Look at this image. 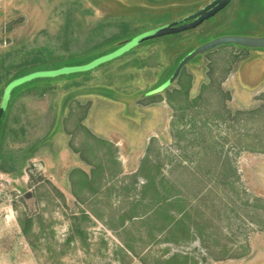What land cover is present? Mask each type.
Listing matches in <instances>:
<instances>
[{
	"label": "rangeland",
	"instance_id": "obj_1",
	"mask_svg": "<svg viewBox=\"0 0 264 264\" xmlns=\"http://www.w3.org/2000/svg\"><path fill=\"white\" fill-rule=\"evenodd\" d=\"M216 1L0 0L8 79L43 57L84 70L78 87L52 78L43 96L15 93L3 149L30 157L19 175L0 172V264H264V49L219 47L166 83L217 34L263 38L264 0L137 43L166 31L145 27L150 16L196 19ZM123 23L144 35L104 45L126 37ZM188 86L200 99L183 117L172 103Z\"/></svg>",
	"mask_w": 264,
	"mask_h": 264
},
{
	"label": "trees",
	"instance_id": "obj_2",
	"mask_svg": "<svg viewBox=\"0 0 264 264\" xmlns=\"http://www.w3.org/2000/svg\"><path fill=\"white\" fill-rule=\"evenodd\" d=\"M161 18H163V19H161ZM148 20H149V22H151V25H147L145 27L154 28V27H159V26H164V25H169V24L175 23L177 19H173L166 12V13H164L162 15L150 16ZM121 27H122L123 34L126 37L123 39L118 34H116V35L106 39L105 41H103L104 45H108L110 43L111 44L113 43V46H116L119 43H122V42H125V41H130V38L132 36L136 35L138 37V36L142 35L143 32H144V31H141V30H132V29L130 31L128 23L121 24ZM175 35H170V36H165V37H173ZM222 36H225V35L217 34V35H215V37L213 39L219 38V37H222ZM155 40H157V39H155ZM150 41H154V40H150ZM97 47H99V44H98ZM240 48H243V47H240ZM95 49L88 50V52L85 51V52H83L81 54H71V55L78 56V55H85V54H89V53L91 54L92 52L97 51ZM243 49H247V48H243ZM192 50H194V49H192ZM192 50L186 52L183 56L180 57L176 67L171 69L172 71L169 74L170 77L175 72V70H176L178 64L180 63V61L185 56H187ZM210 53H208L206 55H209ZM99 56H100V54H99ZM0 63H1V72H2L1 73V78H0V85H3V87L0 89V106L2 105V103L4 101V96L6 94V89L8 90L9 86L11 85L10 89L7 91V99H6V102H5L6 103L5 104L6 105L5 109L6 110L4 111L3 116L0 119V172L5 173V174L19 175L20 172H21V169L23 168V166L25 164V161L30 156L25 157L23 159H17L13 155V153H11V152L10 153L9 152L6 153L4 151V149H3V147L5 146V142L7 140L8 133L10 131V128H9V113L10 112L9 111H10L12 105H13V101H14V98H15V93L17 92V90L23 89V88L26 90V93H28V94L32 93L34 91L37 92L38 90L42 89L43 91L41 92L40 95L43 96L48 91V87H50L49 84L51 83L52 78L54 79V81H52L53 83L54 82H59V81L60 82H64V81H71L72 82L76 78V77H72V76H74V75L79 73L77 71H79L80 67L79 66H75L73 68H78V70L73 71V72L70 71L67 67H69L70 65L72 66V63L66 62L64 56H58V57H56L54 59H52L50 57H47V58L46 57L36 58L33 61H31V62H24L21 65L20 70L12 78L8 79V71H9L10 68L11 69L14 68V66H5V61L3 59L0 61ZM54 69L56 71H54ZM186 69H187V66L184 67V69L182 70V72H181V74H180V76L178 77L177 80L181 81L182 77L185 75ZM52 74H53L54 77L52 76ZM18 79H21V81L18 82L17 81ZM70 85H74V86L78 87V86H80V82H72V84H70ZM70 85L66 84V87H70ZM172 85H170L169 87H171ZM188 85H191V84H189V82H188ZM162 86H163V83H159L158 86L155 89L150 90L147 93H145V96L146 97H153L156 94L161 93L162 91L160 92V89L162 88ZM168 88H166V89H168ZM189 89H190V86H188L187 89L185 88V91L180 90L179 92H176L175 94L177 96L175 95L174 99H173L175 103L174 102L172 103L173 106L177 110L182 112L183 117L190 116V115H187V112H190V110L192 109L193 104H196L198 99H200V98H190ZM177 97H180V100H178ZM16 100H17V97H16ZM176 102L178 103V105L176 104ZM189 119L190 120H188V123H190V125L192 123L193 124L196 123L195 121L192 120V118L189 117ZM153 167H154V170H157V172H160V166L155 165ZM232 171L235 172L234 169H232ZM227 186L228 187L229 186H234V182L227 183ZM171 198H172V196H171ZM23 231H24V233L27 234L28 229L24 228ZM179 258L180 257L178 256V259Z\"/></svg>",
	"mask_w": 264,
	"mask_h": 264
},
{
	"label": "water",
	"instance_id": "obj_3",
	"mask_svg": "<svg viewBox=\"0 0 264 264\" xmlns=\"http://www.w3.org/2000/svg\"><path fill=\"white\" fill-rule=\"evenodd\" d=\"M232 1H234V0H217L216 2H213L212 4H210V6L206 7L204 9V11H201L199 13L200 16L197 17L196 19H190V17H189V18H186V19L181 20L179 22L169 24V25L164 27V29H166V31H164L163 35L155 36V35L148 34V35H145L142 38V40L138 41L137 43L142 44V43L150 41V40H155V39H158L161 37L170 36L172 34L175 35V34H177L176 32H178V34H180L182 32L192 30L190 28H193V30H194V28L196 29L195 22L198 19L203 17L202 14L206 15V14H209L210 12L215 13V12H218L220 9L221 10L223 8L225 9L226 7H228L231 4ZM221 2H222V5L220 8H218L219 3H221ZM188 26H189V28L187 30L180 31L184 27H188ZM142 35H144V34H142ZM142 35H140V36H142ZM133 41H135V39L130 40V41H126L125 43H132ZM225 45H236V46L247 48V49H264V37L263 38H254V37H246V36H222L219 38H215V39H213L207 43H204L202 45H199L198 47H196L194 50H192L187 56H185L180 61L175 72L171 76L170 81H167L166 83L172 85L178 79L182 70L184 69V67H186L189 64V62L193 61L194 59H196L199 56L206 55V54L210 53L211 51H213L219 47L225 46ZM110 59H112V58H110ZM88 68H91V67H87V69ZM79 71H84V70H83V68H81V70L79 68ZM166 83L163 84L162 88L160 89V92L164 91V87L168 86Z\"/></svg>",
	"mask_w": 264,
	"mask_h": 264
}]
</instances>
